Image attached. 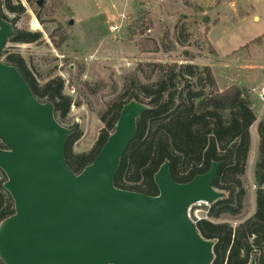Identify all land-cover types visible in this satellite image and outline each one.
<instances>
[{"label":"water","instance_id":"water-1","mask_svg":"<svg viewBox=\"0 0 264 264\" xmlns=\"http://www.w3.org/2000/svg\"><path fill=\"white\" fill-rule=\"evenodd\" d=\"M38 5L43 0L37 1ZM208 17L204 18L207 21ZM15 32L0 17V169L15 213L0 222L5 264H212L215 241L188 216L191 204L226 197L213 186L218 163L186 183L170 162L155 173L157 195L115 185L122 157L135 139L138 119L150 110L133 98L90 164L74 172L65 157L72 129L41 101L23 74L3 60ZM249 264H257L254 255Z\"/></svg>","mask_w":264,"mask_h":264},{"label":"rangeland","instance_id":"rangeland-1","mask_svg":"<svg viewBox=\"0 0 264 264\" xmlns=\"http://www.w3.org/2000/svg\"><path fill=\"white\" fill-rule=\"evenodd\" d=\"M13 1L26 11H6L9 20L15 19L17 28L40 32L41 39L9 41L5 49L21 54L41 84L54 76L64 79V92L74 103L61 124L78 123L83 132L74 145L76 153L92 149L104 127L101 113L124 88L156 83L160 65L209 67L220 90L233 84L244 88L257 115L243 177L247 193L237 215L210 220L236 228L254 214L257 127L264 103L253 90L264 85V0H43L41 5L38 0ZM165 32L176 45L174 51L163 46ZM197 83L190 80L195 88Z\"/></svg>","mask_w":264,"mask_h":264},{"label":"trees","instance_id":"trees-1","mask_svg":"<svg viewBox=\"0 0 264 264\" xmlns=\"http://www.w3.org/2000/svg\"><path fill=\"white\" fill-rule=\"evenodd\" d=\"M33 3L34 0H27ZM203 11V7H200ZM6 11L22 14L26 7L13 0H0V17L8 19ZM13 22L15 19L10 20ZM15 25V24H14ZM41 39L40 32L17 28L8 42L33 43ZM167 52L176 45L163 35ZM6 48V47H5ZM4 48L2 57L23 74L35 96L51 101L55 116L68 118L73 98L64 92L65 81L54 76L41 84L25 59L19 53ZM160 76L154 84H129L120 97L112 102L100 119L104 123L99 137L88 152L76 153L74 145L83 132L78 123L72 129L65 145L69 167L79 173L93 162L108 136L114 131L123 105L143 94L150 110L138 119V131L122 157L115 185L121 189L157 195L155 173L166 161L170 162L173 179L186 183L196 175L207 172L218 163L213 186L226 193V197L211 204L210 215L218 219L226 213L237 215L243 208L247 193L243 177L246 174L251 149V127L257 120L255 108L246 90L236 84L220 90L209 67L171 63L159 66ZM196 79L198 87L190 84ZM210 88V91L207 89ZM258 159L254 178L257 186L254 214L236 228L227 222L202 220L197 223L200 233L215 241L212 264H249L256 255L257 264H264V117L259 121ZM0 147L5 144L0 139ZM7 177L0 169V222L15 213L14 201L4 188ZM0 264H5L0 258Z\"/></svg>","mask_w":264,"mask_h":264},{"label":"built area","instance_id":"built-area-1","mask_svg":"<svg viewBox=\"0 0 264 264\" xmlns=\"http://www.w3.org/2000/svg\"><path fill=\"white\" fill-rule=\"evenodd\" d=\"M253 91L264 103V85L259 89L255 88ZM210 207L211 204L207 201L199 200L189 206L188 216L196 224L202 220H210Z\"/></svg>","mask_w":264,"mask_h":264},{"label":"crops","instance_id":"crops-1","mask_svg":"<svg viewBox=\"0 0 264 264\" xmlns=\"http://www.w3.org/2000/svg\"><path fill=\"white\" fill-rule=\"evenodd\" d=\"M201 3V2H200ZM256 112V111H255Z\"/></svg>","mask_w":264,"mask_h":264}]
</instances>
